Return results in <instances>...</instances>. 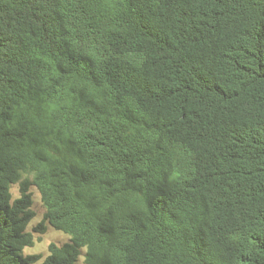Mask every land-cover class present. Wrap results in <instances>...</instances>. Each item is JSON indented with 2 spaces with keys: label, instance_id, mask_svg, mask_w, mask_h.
Wrapping results in <instances>:
<instances>
[{
  "label": "trees",
  "instance_id": "16d2710c",
  "mask_svg": "<svg viewBox=\"0 0 264 264\" xmlns=\"http://www.w3.org/2000/svg\"><path fill=\"white\" fill-rule=\"evenodd\" d=\"M83 249L264 264V0H0V264Z\"/></svg>",
  "mask_w": 264,
  "mask_h": 264
},
{
  "label": "rangeland",
  "instance_id": "374dc122",
  "mask_svg": "<svg viewBox=\"0 0 264 264\" xmlns=\"http://www.w3.org/2000/svg\"><path fill=\"white\" fill-rule=\"evenodd\" d=\"M32 196H33V210L35 211V217L31 221L29 225V230L34 231V228L43 220L45 208L43 206V203L40 198L39 191L35 186L31 189ZM12 193L14 198L19 195V186L18 184H14L12 186ZM36 243L34 246L26 247L25 253L26 254H41L43 257L47 256L48 254V247L49 244L52 242L63 244L65 242L69 241L70 236L66 234L63 231L57 230L51 225L48 224L47 231L43 234L36 233ZM85 249H83L77 264H85ZM42 260H40L38 263L40 264Z\"/></svg>",
  "mask_w": 264,
  "mask_h": 264
}]
</instances>
